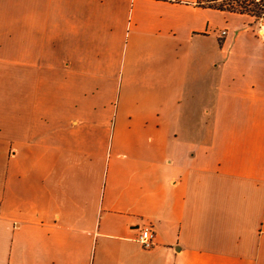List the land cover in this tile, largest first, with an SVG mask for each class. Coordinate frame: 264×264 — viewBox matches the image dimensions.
<instances>
[{
    "label": "crops",
    "instance_id": "0c3cea01",
    "mask_svg": "<svg viewBox=\"0 0 264 264\" xmlns=\"http://www.w3.org/2000/svg\"><path fill=\"white\" fill-rule=\"evenodd\" d=\"M0 264H264L252 18L0 0Z\"/></svg>",
    "mask_w": 264,
    "mask_h": 264
},
{
    "label": "trees",
    "instance_id": "16d2710c",
    "mask_svg": "<svg viewBox=\"0 0 264 264\" xmlns=\"http://www.w3.org/2000/svg\"><path fill=\"white\" fill-rule=\"evenodd\" d=\"M197 4L255 18L264 17V0H197Z\"/></svg>",
    "mask_w": 264,
    "mask_h": 264
},
{
    "label": "built area",
    "instance_id": "2783aa9c",
    "mask_svg": "<svg viewBox=\"0 0 264 264\" xmlns=\"http://www.w3.org/2000/svg\"><path fill=\"white\" fill-rule=\"evenodd\" d=\"M226 32L225 29L221 30V34L224 35ZM153 231L150 226H144L143 228L140 229L139 235L137 237V241L144 247L148 248L152 245L153 243Z\"/></svg>",
    "mask_w": 264,
    "mask_h": 264
},
{
    "label": "rangeland",
    "instance_id": "374dc122",
    "mask_svg": "<svg viewBox=\"0 0 264 264\" xmlns=\"http://www.w3.org/2000/svg\"><path fill=\"white\" fill-rule=\"evenodd\" d=\"M251 18L256 24V27L259 29V32L261 33V28L263 27L262 25H264V17H260V18L251 17Z\"/></svg>",
    "mask_w": 264,
    "mask_h": 264
},
{
    "label": "bare ground",
    "instance_id": "6f19581e",
    "mask_svg": "<svg viewBox=\"0 0 264 264\" xmlns=\"http://www.w3.org/2000/svg\"><path fill=\"white\" fill-rule=\"evenodd\" d=\"M263 27L261 28V34L264 36V25H262Z\"/></svg>",
    "mask_w": 264,
    "mask_h": 264
}]
</instances>
